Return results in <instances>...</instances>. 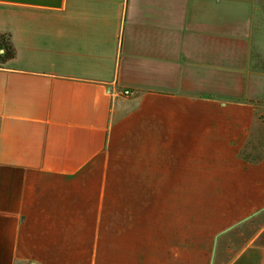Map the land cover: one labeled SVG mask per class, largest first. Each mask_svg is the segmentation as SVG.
<instances>
[{"label":"crops","instance_id":"crops-1","mask_svg":"<svg viewBox=\"0 0 264 264\" xmlns=\"http://www.w3.org/2000/svg\"><path fill=\"white\" fill-rule=\"evenodd\" d=\"M0 45V264H264V0H0Z\"/></svg>","mask_w":264,"mask_h":264},{"label":"trees","instance_id":"trees-1","mask_svg":"<svg viewBox=\"0 0 264 264\" xmlns=\"http://www.w3.org/2000/svg\"><path fill=\"white\" fill-rule=\"evenodd\" d=\"M0 50H2V53L0 55H4V58H9L13 55L12 49L9 47H3L0 45Z\"/></svg>","mask_w":264,"mask_h":264},{"label":"rangeland","instance_id":"rangeland-1","mask_svg":"<svg viewBox=\"0 0 264 264\" xmlns=\"http://www.w3.org/2000/svg\"><path fill=\"white\" fill-rule=\"evenodd\" d=\"M203 202H204V199H201ZM155 200L154 199H151V204L154 203ZM151 235H152V231H151Z\"/></svg>","mask_w":264,"mask_h":264},{"label":"built area","instance_id":"built-area-1","mask_svg":"<svg viewBox=\"0 0 264 264\" xmlns=\"http://www.w3.org/2000/svg\"><path fill=\"white\" fill-rule=\"evenodd\" d=\"M124 93H125V94H127V93H128V91H127V90H125V91H124Z\"/></svg>","mask_w":264,"mask_h":264}]
</instances>
